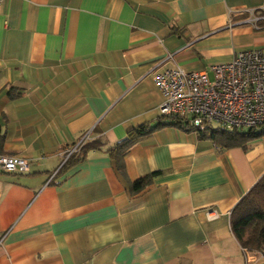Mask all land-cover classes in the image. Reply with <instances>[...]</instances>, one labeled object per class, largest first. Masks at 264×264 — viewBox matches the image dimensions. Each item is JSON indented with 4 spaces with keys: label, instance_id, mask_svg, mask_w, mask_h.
Returning <instances> with one entry per match:
<instances>
[{
    "label": "crops",
    "instance_id": "crops-1",
    "mask_svg": "<svg viewBox=\"0 0 264 264\" xmlns=\"http://www.w3.org/2000/svg\"><path fill=\"white\" fill-rule=\"evenodd\" d=\"M261 19L264 0H3L0 154L29 170L0 172V264H264L229 225L264 172V135L221 148L207 127L164 125L119 167L106 151L159 121L156 72L264 47ZM83 135L103 145L60 171Z\"/></svg>",
    "mask_w": 264,
    "mask_h": 264
},
{
    "label": "built area",
    "instance_id": "built-area-1",
    "mask_svg": "<svg viewBox=\"0 0 264 264\" xmlns=\"http://www.w3.org/2000/svg\"><path fill=\"white\" fill-rule=\"evenodd\" d=\"M153 80L163 96L160 115L180 117L191 128H210L214 122L220 130L242 131L264 124V47L237 51L231 60L202 71L167 67L156 72ZM87 138L83 135L68 148L67 156ZM28 170L27 158L0 154V172ZM207 216L216 218L217 213L209 211Z\"/></svg>",
    "mask_w": 264,
    "mask_h": 264
},
{
    "label": "trees",
    "instance_id": "trees-1",
    "mask_svg": "<svg viewBox=\"0 0 264 264\" xmlns=\"http://www.w3.org/2000/svg\"><path fill=\"white\" fill-rule=\"evenodd\" d=\"M264 19L258 20L257 25H262ZM173 125L182 129L191 128L180 117L160 116L155 124L143 123L130 128L125 136L117 140L106 151L119 167L122 157L131 146L149 136L155 129ZM209 137L213 143L221 148L242 147L246 149L248 144L264 135V124L257 129L220 130L210 127ZM103 145L100 138H87L77 150L70 153L59 170L68 168L85 158L88 151L99 149ZM158 172H152L132 182L130 191L136 193L146 187L151 178ZM231 232L239 245L246 251L264 254V172L250 189L236 202L229 214Z\"/></svg>",
    "mask_w": 264,
    "mask_h": 264
},
{
    "label": "rangeland",
    "instance_id": "rangeland-1",
    "mask_svg": "<svg viewBox=\"0 0 264 264\" xmlns=\"http://www.w3.org/2000/svg\"><path fill=\"white\" fill-rule=\"evenodd\" d=\"M211 126L215 128L217 126V124L213 122V123H211Z\"/></svg>",
    "mask_w": 264,
    "mask_h": 264
}]
</instances>
